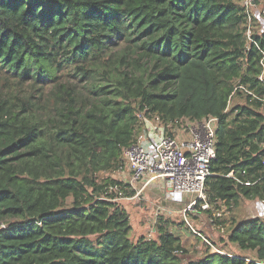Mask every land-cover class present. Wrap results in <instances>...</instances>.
<instances>
[{
    "label": "trees",
    "instance_id": "obj_1",
    "mask_svg": "<svg viewBox=\"0 0 264 264\" xmlns=\"http://www.w3.org/2000/svg\"><path fill=\"white\" fill-rule=\"evenodd\" d=\"M242 1L0 0V264L264 261L261 216L232 218L233 256L197 235L208 250L184 260L163 217L133 240L122 198L137 190L112 176L138 111L216 117L204 212L264 200V30Z\"/></svg>",
    "mask_w": 264,
    "mask_h": 264
},
{
    "label": "built area",
    "instance_id": "obj_2",
    "mask_svg": "<svg viewBox=\"0 0 264 264\" xmlns=\"http://www.w3.org/2000/svg\"><path fill=\"white\" fill-rule=\"evenodd\" d=\"M243 6L252 16L264 12L254 0H243ZM264 24V22H261ZM253 28L248 24V38ZM263 66H264V62ZM137 116L143 125L137 141L124 151V165L127 179L131 183L141 182V188L135 196L154 181L162 182L165 199L183 204L180 212L190 229L200 236L207 244L212 242L189 222L187 212L205 211L211 208L206 192V180L211 175V164L217 156V125L218 118L183 119L175 124L165 125L159 118L147 111H138ZM247 184H249L247 182ZM259 204L264 206V200ZM254 216L264 217V208L256 210ZM156 231L154 228L152 233ZM214 251H219L218 248ZM231 256L234 254L227 253ZM252 261L250 257H245ZM257 264L264 261L254 260Z\"/></svg>",
    "mask_w": 264,
    "mask_h": 264
},
{
    "label": "rangeland",
    "instance_id": "obj_3",
    "mask_svg": "<svg viewBox=\"0 0 264 264\" xmlns=\"http://www.w3.org/2000/svg\"><path fill=\"white\" fill-rule=\"evenodd\" d=\"M258 18L257 22H264V19L260 14H256ZM259 30H264V24L259 25ZM244 102L243 98H236L232 102ZM126 170L122 172L120 170L117 173H113L112 176L122 178L126 182H130L127 179ZM130 184V183H129ZM131 186L138 192L141 188V182L131 183ZM137 192V193H138ZM162 196V182L160 180L154 181L149 187L144 188L138 196L129 198H122V204L125 206L130 215L132 224V231L130 237L136 240L140 235L149 236L151 231L155 228L158 217H163L171 221L173 231L179 233L182 237L186 253H181L184 260L196 259L204 255L207 249V245L196 235L192 229L189 228L187 223L182 217V213L176 210L175 214L170 217L167 213H161L156 207V204L161 201ZM260 198L247 199L243 198L238 206L233 207L231 210L225 205H222L221 210H213L211 213L199 211L191 212L188 211L187 217L194 228L200 231L205 237H207L214 247L211 250L218 248L223 250L225 253L239 254L241 251L237 245L228 241V234L231 225L232 218H242L246 216H254L256 210L264 208L259 204ZM179 220L180 222H178ZM188 226V227H187ZM152 238L156 237V231L151 235ZM251 253V254H250ZM253 256L252 252L248 253Z\"/></svg>",
    "mask_w": 264,
    "mask_h": 264
},
{
    "label": "crops",
    "instance_id": "obj_4",
    "mask_svg": "<svg viewBox=\"0 0 264 264\" xmlns=\"http://www.w3.org/2000/svg\"><path fill=\"white\" fill-rule=\"evenodd\" d=\"M156 207L161 213H167L170 217L172 214H175L176 210H179L183 207V204L175 203L165 199L164 194L162 192L161 201L156 204ZM180 222L179 220H177ZM176 225H173V228Z\"/></svg>",
    "mask_w": 264,
    "mask_h": 264
}]
</instances>
